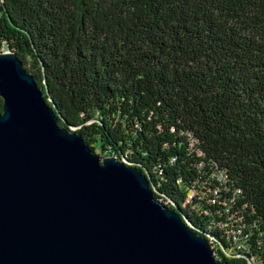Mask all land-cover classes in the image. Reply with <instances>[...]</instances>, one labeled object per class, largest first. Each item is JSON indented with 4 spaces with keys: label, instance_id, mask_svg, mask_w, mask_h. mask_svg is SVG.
I'll list each match as a JSON object with an SVG mask.
<instances>
[{
    "label": "trees",
    "instance_id": "trees-1",
    "mask_svg": "<svg viewBox=\"0 0 264 264\" xmlns=\"http://www.w3.org/2000/svg\"><path fill=\"white\" fill-rule=\"evenodd\" d=\"M5 46L60 127L141 170L224 264H264V0H0Z\"/></svg>",
    "mask_w": 264,
    "mask_h": 264
},
{
    "label": "water",
    "instance_id": "water-1",
    "mask_svg": "<svg viewBox=\"0 0 264 264\" xmlns=\"http://www.w3.org/2000/svg\"><path fill=\"white\" fill-rule=\"evenodd\" d=\"M0 99V264H224L141 170L60 127L9 49Z\"/></svg>",
    "mask_w": 264,
    "mask_h": 264
},
{
    "label": "built area",
    "instance_id": "built-area-1",
    "mask_svg": "<svg viewBox=\"0 0 264 264\" xmlns=\"http://www.w3.org/2000/svg\"><path fill=\"white\" fill-rule=\"evenodd\" d=\"M224 173H221V175L219 176L220 181L222 182H226V178L223 175ZM193 194V199L196 198L197 196V190L195 189L194 191H192ZM199 198V199H198ZM198 200H203V198L197 197ZM205 199V198H204ZM217 200H211L208 203L211 204H215ZM225 207V213H229V207L228 206H224ZM228 208V209H227ZM232 219L230 217H228L226 219V221L222 222L223 226H226V231H228V235L229 238L233 241V245L230 248V254H235V252H239V251H243L246 252L247 254L250 253V246L247 244V238L248 235H244L242 232V227L237 226V227H232L233 225L230 223ZM216 223V222H215ZM264 237V236H263ZM239 257V256H237ZM249 261H254L253 256H251L250 259H248V264Z\"/></svg>",
    "mask_w": 264,
    "mask_h": 264
},
{
    "label": "rangeland",
    "instance_id": "rangeland-1",
    "mask_svg": "<svg viewBox=\"0 0 264 264\" xmlns=\"http://www.w3.org/2000/svg\"><path fill=\"white\" fill-rule=\"evenodd\" d=\"M8 52V48L5 46L0 50V54L2 53H7ZM98 155H100L102 158H104V155L101 153H97Z\"/></svg>",
    "mask_w": 264,
    "mask_h": 264
},
{
    "label": "bare ground",
    "instance_id": "bare-ground-1",
    "mask_svg": "<svg viewBox=\"0 0 264 264\" xmlns=\"http://www.w3.org/2000/svg\"><path fill=\"white\" fill-rule=\"evenodd\" d=\"M253 259H254V261H251L250 264H262V260L261 259L255 258V257Z\"/></svg>",
    "mask_w": 264,
    "mask_h": 264
}]
</instances>
